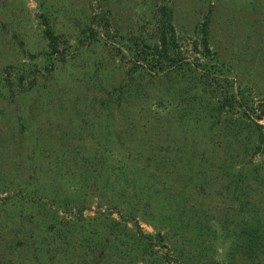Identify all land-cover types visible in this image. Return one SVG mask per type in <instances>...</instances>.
Here are the masks:
<instances>
[{"label": "rangeland", "instance_id": "rangeland-1", "mask_svg": "<svg viewBox=\"0 0 264 264\" xmlns=\"http://www.w3.org/2000/svg\"><path fill=\"white\" fill-rule=\"evenodd\" d=\"M153 1L0 0V264H77L75 256L69 255V246L56 247L52 240L56 233L62 232L56 225L61 223L58 217L62 215L50 210L56 208L55 204L62 205L69 217V172L75 170L83 156L102 159L122 145L118 149L124 151L123 156L133 160L127 162L119 156L131 169L127 180L136 184V174L132 175L131 171L140 173L145 168L135 155L137 144L149 151L147 142L161 143L163 139L158 136L157 122L148 118L150 100H144L145 97L142 102L141 98L129 100L130 94L115 113L111 112L114 122L111 128H106V111L100 99L124 77L125 68L120 67L116 56L102 42L68 51L62 61L45 57L42 34L45 24L41 17L48 18L53 32L69 44L75 42L78 28L91 12L108 9L114 29L125 36L142 19L149 20ZM164 2L172 7L173 23L179 33L189 34L210 9L211 48L229 68V77L245 90H252L256 97L264 98V0ZM127 119L131 127L126 126ZM217 139L224 141L220 136ZM107 142L112 143L110 147ZM126 145L133 149H126ZM220 148L210 142L202 147L214 162L223 157ZM148 151L143 156L150 154ZM257 160L262 165L264 157ZM176 167L177 162L171 166ZM163 175L160 171L159 176L163 178ZM174 179L169 180L172 181L169 192L154 193L151 211L169 213L173 223L181 224L185 220L178 208L184 209L186 203L192 209L200 207L211 219L213 233L199 237L197 247L225 260L235 228L232 211L238 207V200L233 203L232 196H226L223 191L218 194L216 185L209 191L188 186L184 198L178 178ZM260 179L248 181L250 186L244 189V197H249L248 203L264 218V176ZM93 187L96 190L91 188L90 192L98 197L93 200L95 205L99 192L107 190ZM109 188L119 191L123 186L112 184ZM173 198L177 200V208ZM167 199L171 210L166 208ZM196 213L197 209L193 214ZM196 222L195 216L193 222H187L188 227ZM140 226L153 232L149 219L141 220ZM185 236L184 240L175 236L173 248L180 241H187ZM189 241L190 252L195 253L194 239Z\"/></svg>", "mask_w": 264, "mask_h": 264}, {"label": "trees", "instance_id": "trees-1", "mask_svg": "<svg viewBox=\"0 0 264 264\" xmlns=\"http://www.w3.org/2000/svg\"><path fill=\"white\" fill-rule=\"evenodd\" d=\"M109 16L108 9L91 12L78 28L75 42L69 44L53 32L48 18L41 17L45 24L43 54L62 61L68 51L106 43L125 70L124 77L100 99L106 111L104 126L112 127L111 112L125 103L127 95L130 94L127 99L141 98V102L145 97L150 100L148 118L157 122L158 136L163 139L161 143L147 142L149 151L137 144L135 155L145 168L140 173L131 171L136 174V184L127 180L131 169L124 160H133L123 156L124 151L118 149L122 145L102 159L83 156L75 170L69 172V217L62 205L55 204L56 208L50 210L62 215L58 217L61 223L56 224L62 232L52 237L54 244L69 246V255L75 256L77 264H264V218L248 203L249 197H244L248 181L264 176V161L260 165L257 160L264 157V98L256 97L252 90H245L229 77V68L211 48L210 9L189 34L176 30L172 7L164 0H154L149 20L142 19L125 36L114 29ZM126 123L131 127L128 119ZM219 136L224 141H219ZM207 142L221 147L223 157L218 161L204 153L202 147ZM106 144L110 147L112 143ZM126 149L133 148L126 145ZM147 151L150 154L143 156ZM159 162L163 165L159 166ZM175 162L178 167L172 169ZM171 178H178L184 198L188 186L209 191L216 185L218 194L223 191L232 196L231 202L238 200V207L232 211L235 228L225 260L197 247L199 237L213 233L211 219L200 207L192 209L186 203L184 209L178 208L185 220L181 224L173 223L169 213L151 211L154 193L169 192ZM112 184L123 188L116 191L109 188ZM93 186L99 191L107 190L98 191L100 197L95 205L93 200L98 197L90 192ZM44 196L41 195L42 204ZM172 200L177 208L176 198ZM165 205L171 210L168 199ZM196 209L198 213L194 215ZM195 216L197 222L189 228L187 222H193ZM148 219L153 232L140 226L141 220ZM221 224L224 228V221ZM185 234L187 241L173 248L175 236L184 240ZM190 239H194L195 253L190 252Z\"/></svg>", "mask_w": 264, "mask_h": 264}]
</instances>
